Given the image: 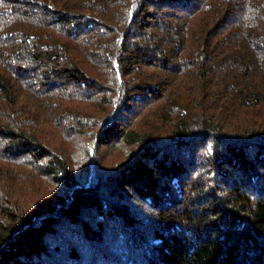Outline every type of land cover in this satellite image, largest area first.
Here are the masks:
<instances>
[{"label": "trees", "instance_id": "16d2710c", "mask_svg": "<svg viewBox=\"0 0 264 264\" xmlns=\"http://www.w3.org/2000/svg\"><path fill=\"white\" fill-rule=\"evenodd\" d=\"M0 264H264V0H0Z\"/></svg>", "mask_w": 264, "mask_h": 264}]
</instances>
